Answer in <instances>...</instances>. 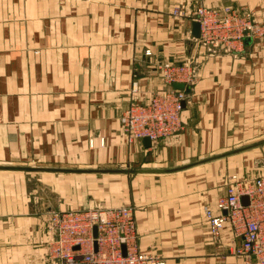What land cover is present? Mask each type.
<instances>
[{
    "label": "crops",
    "instance_id": "obj_1",
    "mask_svg": "<svg viewBox=\"0 0 264 264\" xmlns=\"http://www.w3.org/2000/svg\"><path fill=\"white\" fill-rule=\"evenodd\" d=\"M200 4L264 22V0H0V264H57L52 212L117 207L134 208L140 249L162 264H257L231 228L214 240L204 208L230 175L259 176L231 165L264 141L229 145L264 136V42L202 46ZM167 61L195 67L182 128L128 143L124 112L164 89Z\"/></svg>",
    "mask_w": 264,
    "mask_h": 264
},
{
    "label": "built area",
    "instance_id": "obj_2",
    "mask_svg": "<svg viewBox=\"0 0 264 264\" xmlns=\"http://www.w3.org/2000/svg\"><path fill=\"white\" fill-rule=\"evenodd\" d=\"M175 13L182 15L179 8ZM193 20L200 24L201 41L214 48H232L236 40H255L264 35V25L258 19L247 18L233 7L212 8L201 4L193 12ZM146 55L151 52L147 51ZM157 68L166 89L154 92L145 101L131 102L125 110L121 123L128 143L150 138L155 145L182 128L185 96L173 84H191L195 69L187 61L181 64L167 61ZM136 87L135 83L134 93ZM243 197L249 198V205L242 203ZM204 215L214 239H220L229 227L242 240L239 252L264 264V174L253 179L230 175L227 194L220 197L214 207L206 206ZM49 226L57 264L163 263L160 255L140 249L133 207L54 211ZM95 227L97 238L94 237Z\"/></svg>",
    "mask_w": 264,
    "mask_h": 264
},
{
    "label": "rangeland",
    "instance_id": "obj_3",
    "mask_svg": "<svg viewBox=\"0 0 264 264\" xmlns=\"http://www.w3.org/2000/svg\"><path fill=\"white\" fill-rule=\"evenodd\" d=\"M201 5V4H200ZM200 5H198L197 7H199ZM206 6V5H205ZM208 7V6H207ZM179 7H175L174 9H173V11H172V15L174 16V17H176V18H178V17H184L185 16V13H183L182 12V9H180L179 8V10H181V12H182V15L181 14H179V15H176V13H175V10L176 9H178ZM197 9V8H196ZM236 10H238L243 16H245V17H247V18H251V19H255L254 17L252 18V17H250L248 14H245V13H243L241 10H239L238 8H235ZM256 19H258V18H256ZM259 21H260V19H258ZM263 25H264V22H262V20L260 21ZM196 40H198L200 43H201V45L202 46H205V47H207V48H211L212 50H214V49H216V48H219V47H224V46H219V47H216V48H214L213 46H207V45H204V43L201 41V39L200 38H198V39H196ZM246 40V39H245ZM256 40H259V41H262V42H264V35L263 36H261V37H258ZM244 41V40H243ZM242 41V42H243ZM187 62H190V61H187ZM190 63H192V62H190ZM192 65H193V63H192ZM193 67H194V65H193ZM194 69H195V67H194ZM161 80V79H160ZM194 81V80H193ZM163 84V83H162ZM190 85V84H189ZM164 89H166V86H164ZM164 89H161V90H164ZM159 91V90H158ZM183 94H184V91L182 90L181 91ZM173 136V135H172ZM170 138V137H169ZM261 141H264V136H250V137H247V138H239V141L238 142H234V143H232V144H230L229 145V149H233V150H236V149H239V148H242V147H245V146H247V145H250V144H255V143H258V142H261ZM242 154V155H241ZM240 155H238L237 157H235V159H232L233 161V163H232V168H233V172H241V168L244 166L243 165V161L244 160H249L250 161V163H252V166H253V163H255L256 164V167L254 168V170L256 171L255 172V174L256 175H259V176H261V174L262 173H264V147H261V148H257V150L256 151H250L249 153H241ZM251 166V167H252ZM241 173H243V172H241ZM233 175H238V176H240L241 177V175L240 174H233ZM263 175V174H262ZM259 176H256V177H259ZM244 177V176H243ZM228 179V178H227ZM209 206V205H208ZM206 207V206H205ZM118 208V207H117ZM109 209V208H108ZM110 209H114V208H110ZM88 210H97V211H100V210H103V211H105L106 209H104V208H92V209H88ZM214 240H219V239H214ZM48 249H49V253H50V256H51V258L52 259H54V257H55V252L54 251H52V245H51V242L49 243V247H48ZM239 247H237L236 249H235V255L236 256H239V257H245V258H247L248 260L250 259V256L248 255V254H246L245 252H243V253H240L239 252ZM142 251H144V250H142ZM146 252H152V253H154V254H157V255H159L158 253H156V252H153V251H150V250H147ZM257 264H259L258 263V260H257Z\"/></svg>",
    "mask_w": 264,
    "mask_h": 264
},
{
    "label": "water",
    "instance_id": "obj_4",
    "mask_svg": "<svg viewBox=\"0 0 264 264\" xmlns=\"http://www.w3.org/2000/svg\"><path fill=\"white\" fill-rule=\"evenodd\" d=\"M192 35L195 39H198L200 38L201 36V27H200V24L198 22H194L193 24V32H192ZM246 43H249L251 44L252 43V38H246L245 40ZM173 87L175 89H178V90H184L186 88V85L183 84V83H174L173 84ZM144 142L146 144V146L149 148V147H152V142L150 140V138H145L144 139ZM242 203L247 206L249 205V198L248 197H243L242 199ZM94 237L97 238L98 237V230H97V227L94 228ZM95 248L97 250V244H95ZM76 250H78L79 248H75Z\"/></svg>",
    "mask_w": 264,
    "mask_h": 264
}]
</instances>
